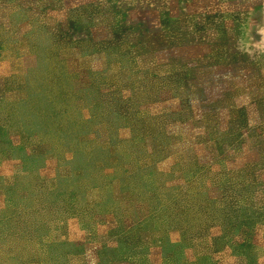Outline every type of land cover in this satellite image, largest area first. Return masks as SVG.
<instances>
[{
	"label": "rangeland",
	"instance_id": "rangeland-1",
	"mask_svg": "<svg viewBox=\"0 0 264 264\" xmlns=\"http://www.w3.org/2000/svg\"><path fill=\"white\" fill-rule=\"evenodd\" d=\"M263 223L264 0H0V264H257Z\"/></svg>",
	"mask_w": 264,
	"mask_h": 264
},
{
	"label": "crops",
	"instance_id": "crops-1",
	"mask_svg": "<svg viewBox=\"0 0 264 264\" xmlns=\"http://www.w3.org/2000/svg\"><path fill=\"white\" fill-rule=\"evenodd\" d=\"M264 224V223H263ZM262 224V225H263ZM222 232H223V230H222ZM226 238H228V237H226ZM259 245V244H258ZM262 249H263V251H264V243H260V245H259ZM243 260V259H242ZM257 264H264V254H262L261 256H260V258L258 259V262H257Z\"/></svg>",
	"mask_w": 264,
	"mask_h": 264
}]
</instances>
